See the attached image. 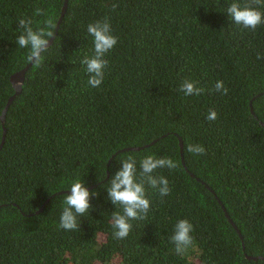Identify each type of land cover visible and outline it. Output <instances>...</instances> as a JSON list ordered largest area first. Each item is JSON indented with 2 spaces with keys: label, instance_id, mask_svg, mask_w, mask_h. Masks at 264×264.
I'll use <instances>...</instances> for the list:
<instances>
[{
  "label": "trees",
  "instance_id": "trees-1",
  "mask_svg": "<svg viewBox=\"0 0 264 264\" xmlns=\"http://www.w3.org/2000/svg\"><path fill=\"white\" fill-rule=\"evenodd\" d=\"M233 2L0 0V264H264L248 259L264 257V24H234ZM65 5L43 65L27 72L3 126L10 78L29 64V50L16 43L18 20L33 19L34 29L48 16L58 24ZM105 18L118 43L103 83L92 87L81 64L94 55L87 26ZM185 80L204 92L185 95ZM217 81L227 95L215 91ZM210 110L216 120L206 119ZM189 144L206 155L187 152ZM128 155L138 179L148 155L178 166L156 170L170 193L146 185L147 217L115 239L112 214L121 209L107 188ZM76 180L95 188L89 213L68 231L60 216ZM182 219L195 243L178 256L171 236Z\"/></svg>",
  "mask_w": 264,
  "mask_h": 264
},
{
  "label": "clouds",
  "instance_id": "clouds-1",
  "mask_svg": "<svg viewBox=\"0 0 264 264\" xmlns=\"http://www.w3.org/2000/svg\"><path fill=\"white\" fill-rule=\"evenodd\" d=\"M119 5L112 4L116 9ZM264 0H245L243 4L239 0H234L227 8V14L236 25L245 29L255 30L258 26L264 24ZM36 16H44L42 9L37 8ZM33 19H19L18 25L21 34L17 38L19 48L28 49L27 60L35 68L43 65L44 54L49 51V41L54 36L58 24L54 17L48 16L40 22L34 29ZM87 32L93 38L94 55L81 60L89 76L88 84L92 87H99L105 77V69L108 67L106 55L114 49L118 43V38L113 34L110 21L105 18L103 21H96L87 26ZM258 59L264 57L258 56ZM185 95L199 96L204 89L198 87L195 82L185 80L180 88ZM215 91L223 95L228 94V89L223 81H217ZM218 113L210 110L206 119L216 120ZM187 152L194 155H206V149L203 145L189 144ZM122 165L116 172L107 188L110 201L121 210L112 214L111 226L115 239H125L132 230V221L144 220L150 211L151 204L147 198L146 185L152 189L158 190L161 197L167 196L171 189L166 177L156 176L154 173L160 168L175 169L178 165L171 158L156 157L148 155L140 161V178H137V160L135 156L128 155L118 160ZM70 195L63 197L64 207L60 216L59 227L64 230H76L78 217L85 216L91 208L90 198L93 195L82 180L73 181L70 189ZM193 224L187 220H178L174 226L171 242L174 245V251L178 256H185L190 249L194 247Z\"/></svg>",
  "mask_w": 264,
  "mask_h": 264
},
{
  "label": "water",
  "instance_id": "water-1",
  "mask_svg": "<svg viewBox=\"0 0 264 264\" xmlns=\"http://www.w3.org/2000/svg\"><path fill=\"white\" fill-rule=\"evenodd\" d=\"M65 12H66V5H65V7L63 9L62 16H61V19H60V21L58 23L57 30L59 29L60 23L62 21L63 16L65 15ZM53 42H54V37H52V39L49 41V48L51 47V45L53 44ZM31 67H32V64L29 63L24 69H22L21 71L15 73L10 78V81H11V83L13 85L14 90H15V94H14L13 97L10 98V100L8 101V103H7L6 107H5V110L3 111V115H2V118H1L3 126H4V123H5L6 113H7L8 109L10 108V105L15 100V98L22 93L23 85H24V82L26 80V74H27V72L29 71V69ZM263 127H264V124H263ZM4 134H5V132H4ZM3 144H4V139H3V141H2V143L0 145V149H2ZM180 147H181V155H182L183 165L185 166V162H184V158H183V141L181 139H180ZM145 148H147V146L137 147V148H128V149H124L123 151H121L119 153H122V152H125V151H140V150L145 149ZM206 187L210 190L211 193H213L215 195L214 191L211 188H209L208 186H206ZM93 188H95V186L90 187L88 190L93 189ZM219 203H221V202L219 201ZM224 211H225L226 217L228 218L229 222L232 224V226L234 227V229L237 230L240 238L242 239L241 233L237 229V226L230 219V217L226 213V210L225 209H224ZM248 259L249 260H253V261H257V260H264V257H248Z\"/></svg>",
  "mask_w": 264,
  "mask_h": 264
}]
</instances>
